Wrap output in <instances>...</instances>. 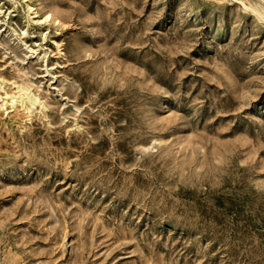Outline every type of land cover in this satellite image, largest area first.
Returning a JSON list of instances; mask_svg holds the SVG:
<instances>
[{"label":"rangeland","instance_id":"1","mask_svg":"<svg viewBox=\"0 0 264 264\" xmlns=\"http://www.w3.org/2000/svg\"><path fill=\"white\" fill-rule=\"evenodd\" d=\"M260 3L0 0V264H264Z\"/></svg>","mask_w":264,"mask_h":264},{"label":"bare ground","instance_id":"2","mask_svg":"<svg viewBox=\"0 0 264 264\" xmlns=\"http://www.w3.org/2000/svg\"><path fill=\"white\" fill-rule=\"evenodd\" d=\"M259 7H260V10L262 11V12H264V4H262V3H260L259 4ZM27 96L29 97V99L31 100V101H36V100H38V98L36 97V96H34V95H28L27 94Z\"/></svg>","mask_w":264,"mask_h":264}]
</instances>
